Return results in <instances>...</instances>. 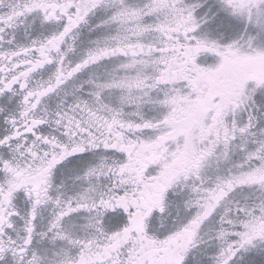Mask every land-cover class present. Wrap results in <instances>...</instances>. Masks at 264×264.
Here are the masks:
<instances>
[{
  "label": "snow or ice",
  "instance_id": "1",
  "mask_svg": "<svg viewBox=\"0 0 264 264\" xmlns=\"http://www.w3.org/2000/svg\"><path fill=\"white\" fill-rule=\"evenodd\" d=\"M0 264H264V0H0Z\"/></svg>",
  "mask_w": 264,
  "mask_h": 264
}]
</instances>
